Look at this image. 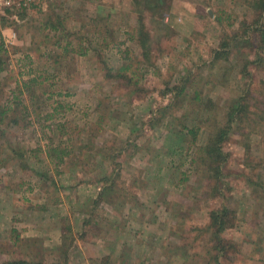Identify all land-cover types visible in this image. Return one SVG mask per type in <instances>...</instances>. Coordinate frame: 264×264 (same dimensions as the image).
Listing matches in <instances>:
<instances>
[{
  "label": "rangeland",
  "instance_id": "1",
  "mask_svg": "<svg viewBox=\"0 0 264 264\" xmlns=\"http://www.w3.org/2000/svg\"><path fill=\"white\" fill-rule=\"evenodd\" d=\"M250 1L48 0L9 24L0 262L206 264L209 213L227 207L221 263L264 264V11ZM227 125L212 169L204 146Z\"/></svg>",
  "mask_w": 264,
  "mask_h": 264
},
{
  "label": "trees",
  "instance_id": "2",
  "mask_svg": "<svg viewBox=\"0 0 264 264\" xmlns=\"http://www.w3.org/2000/svg\"><path fill=\"white\" fill-rule=\"evenodd\" d=\"M135 4H140L139 0H135ZM161 5L167 4L171 0H157ZM250 6H252L255 9H258L260 11H264V0H252L250 1ZM26 10H19V11H12L9 9H6L1 14V21L3 26H9V24H14L15 21L19 19L21 15H24ZM139 30H140V39L142 45L145 47V42L147 39V32L145 31V25L142 21H140L139 24ZM56 28V27H55ZM262 33V31H260ZM3 43L0 41V51L2 50ZM146 49V47H145ZM35 82V79H30L28 81H25L22 83L21 87H25L28 89L30 87V84ZM178 94H180V91H178ZM245 106L237 104V107H234L230 110V115L233 117L238 116L236 115L237 112H241L245 110ZM7 113V108L0 107V122L4 118V114ZM233 120H230L228 123L232 125ZM230 130V126L227 125L225 128H220L217 132L211 135L209 138L207 144L204 146L205 150V158L204 161L210 164L212 169H218L220 165L224 162V153L222 149L223 142L227 139V132ZM188 133L192 134L193 137H195L196 128H188ZM230 132V131H229ZM233 219L234 215L233 212L227 208V207H221L219 209L211 210L209 213V220L205 226L206 231H210L216 241V252L214 256H210L209 260L206 264H222L220 261V257L222 256L223 252L227 249L226 246L220 245L225 244L228 247L232 248L233 244L231 242L226 241V243L223 242V239L221 238V233L226 230V228H230L233 226ZM228 250V249H227ZM212 261V262H210ZM0 264H31L27 262L24 259H6L0 262Z\"/></svg>",
  "mask_w": 264,
  "mask_h": 264
},
{
  "label": "built area",
  "instance_id": "3",
  "mask_svg": "<svg viewBox=\"0 0 264 264\" xmlns=\"http://www.w3.org/2000/svg\"><path fill=\"white\" fill-rule=\"evenodd\" d=\"M48 0H0V36L4 40L5 43H11L12 39L15 38L14 31L11 30V27H4L1 21V14L6 10L19 11V10H27L35 5H38L42 2H46ZM10 30L9 34H5L6 29Z\"/></svg>",
  "mask_w": 264,
  "mask_h": 264
},
{
  "label": "crops",
  "instance_id": "4",
  "mask_svg": "<svg viewBox=\"0 0 264 264\" xmlns=\"http://www.w3.org/2000/svg\"><path fill=\"white\" fill-rule=\"evenodd\" d=\"M14 259H21V258H14ZM24 260H26V259H24ZM26 261L29 263H33V261H30V260H26ZM34 264H38V262H34Z\"/></svg>",
  "mask_w": 264,
  "mask_h": 264
}]
</instances>
